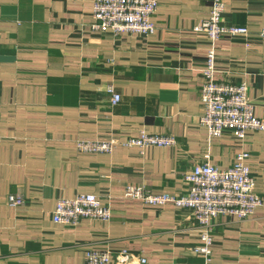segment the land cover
Instances as JSON below:
<instances>
[{"label":"crops","instance_id":"obj_1","mask_svg":"<svg viewBox=\"0 0 264 264\" xmlns=\"http://www.w3.org/2000/svg\"><path fill=\"white\" fill-rule=\"evenodd\" d=\"M225 26H247L251 40L216 43L219 82L249 87L264 119V0H224ZM212 0H159L148 37L93 30L94 0H0V264H85L88 249L127 250L134 264H206L188 208L125 198L128 185L184 194L198 163L226 169L241 153L263 204L247 220H213L210 264H264V131L244 142L211 138L203 115L202 71L209 45L193 32ZM247 43L249 44L247 46ZM108 86L121 95L111 104ZM141 130L171 134L175 147L124 145ZM79 140H117L114 151L80 153ZM11 194L26 203L9 204ZM96 194L108 222L53 221L60 198ZM145 258L146 263H141Z\"/></svg>","mask_w":264,"mask_h":264},{"label":"built area","instance_id":"obj_2","mask_svg":"<svg viewBox=\"0 0 264 264\" xmlns=\"http://www.w3.org/2000/svg\"><path fill=\"white\" fill-rule=\"evenodd\" d=\"M226 7V1L212 0L209 17L193 27V32L206 36L209 45L202 71L201 101L204 112L200 123L208 129L211 138L230 132L237 140L244 142L249 132L264 131V119L256 116L255 105L249 98V87L245 82L233 84L219 82L215 78L218 59L216 43L223 37L241 38L247 42L252 39L247 26L222 24ZM158 8L159 0H94L92 28L116 35L129 32L148 37L156 32L152 17ZM257 39L264 42V27ZM107 91L112 96V105L121 101V95L115 92L113 86H108ZM117 144V140H79L77 150L80 153L110 154ZM123 144L142 150L151 147L168 148L175 147L177 139L171 134H151L141 130L138 137L130 138ZM248 157V153L239 154L233 166L226 169L209 162L194 165L183 176L188 186L184 194L154 193L146 186L131 184L127 186L124 196L154 207L173 203L190 209L200 242L193 248V253L204 257L205 263L210 264L214 245L213 220L221 215L247 220L263 204L262 197L255 191L256 179L246 162ZM25 203L20 194L9 196V204L12 206L19 207ZM83 219L108 222L112 219V210L96 194H78L74 198L58 200L53 211L54 223L77 226ZM115 257L120 264H134L138 258L127 250H121ZM112 261L113 253L109 250L88 249L86 252L85 264H111ZM140 262L146 263V259L140 258Z\"/></svg>","mask_w":264,"mask_h":264}]
</instances>
